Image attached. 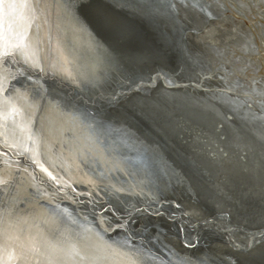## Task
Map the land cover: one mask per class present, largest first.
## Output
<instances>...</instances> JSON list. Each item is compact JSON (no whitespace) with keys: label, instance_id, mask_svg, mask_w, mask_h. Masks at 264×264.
Instances as JSON below:
<instances>
[{"label":"bare ground","instance_id":"bare-ground-1","mask_svg":"<svg viewBox=\"0 0 264 264\" xmlns=\"http://www.w3.org/2000/svg\"><path fill=\"white\" fill-rule=\"evenodd\" d=\"M181 1L186 3L184 8L171 3L172 0L167 4H170V10H173V7L178 9L180 23L175 29L183 32L184 56L192 62L193 67L197 66L195 69H192L191 65L187 67L185 63L180 65L177 56L169 54L168 49H162L154 41L155 37L146 27L154 30L155 26L151 27L152 23L147 14L141 11L140 1L132 0L136 4L134 6L120 0H79L70 1L67 5H63L59 0H38L31 28L33 45L25 49L26 57L24 51L22 54H16L14 59H8L0 67V74L6 80H19L11 81L13 88L17 83L29 86L22 90V97L17 105L29 117L24 129L28 128L27 131L33 133V136H39L41 146L39 152L33 151L34 146L28 139L29 134L21 135V130L14 128L12 124L6 126L7 139L21 142L19 146L23 150L29 149L25 151L38 157L39 161L42 160L44 168L50 167L51 172L62 174L71 182L84 185L86 189H102V193L98 192L106 201H112L108 196L111 191L137 192V196L138 193L139 196L147 194L156 199L157 195L149 181L147 169L135 172L128 156L109 136L99 135L100 139L96 138L95 134H92L94 130L79 114H72L69 110H63L58 103L44 99L47 97L45 93L50 95L51 91L56 90L48 87L50 91H41L40 80L35 75L23 72L24 69H29V62L32 61V66L36 69H43L41 72L44 74L46 70H50L59 82L78 86L82 94L90 96L101 90L100 86L113 68L111 63H108L109 50L100 44V49L97 48L95 34L81 28L74 17L80 15L86 18L103 42L112 48L113 55H119L129 64L128 69L134 75L142 74L143 76H139L142 81H150L144 83L145 86L139 91L123 90L124 95L120 97L121 106L136 109L149 117L167 134V142L197 165L198 174L193 175L183 168L180 161L161 149L164 156L171 157L180 174L189 180L194 189V197L187 198V194L174 188L165 198L176 201L189 223H205L201 224L199 229L202 234L200 241L205 239L208 246L186 248L181 239L182 227H178L180 238H177L171 231L170 220L159 216L142 215L136 219L138 221L133 218L124 219L123 224L129 221L128 226L131 229L139 228L142 234L146 235L148 230L151 231L150 227L159 223L166 229V243L174 251L189 259H200L205 264L213 263L210 261L212 256L230 264H264L263 233L259 234L261 237L258 239H253V245L248 248V252L242 253L232 248L235 245L247 248L252 243V235L247 236L239 229L243 232L264 229V80L258 77H243L244 70L248 69L244 68L243 73L238 72L234 76V81L227 82L226 75H230L231 71H241V67L236 64L234 66V63L220 57L232 53L231 48L228 51V46H238L240 43L254 46L253 32L247 27L246 34L242 20L231 18L229 13H224L220 4H215L216 1L188 0L192 6H197V9L190 6V10H187L190 5L188 1ZM202 4H212L211 7L214 8L205 9L204 14L200 15L198 10L202 9ZM111 6L121 9H116V12ZM238 9L245 15L248 6L246 4ZM21 17V12L15 14L13 28L16 30L20 27L18 23ZM136 20L143 22V27L139 24V27L136 26ZM206 28L210 29L203 32ZM6 30L8 35L12 34L10 29ZM258 32L264 36V27H258ZM201 33L202 37L199 36ZM242 34L244 36L240 37ZM206 35L210 37L207 38ZM168 46L171 51L172 45ZM205 47L211 52L205 53ZM214 50L220 54H214L215 60L210 58ZM249 56L250 54L246 56V53L241 52L240 56H236V62L238 65L245 61L251 62ZM213 62H218L221 66L218 68L212 64L209 68L212 70L209 71L208 67ZM179 66L184 68L180 71ZM155 67L158 70H155ZM155 72H160V75L156 77ZM5 73L8 75H4ZM185 81H195V86H188ZM33 86H37L38 92H41L35 94ZM14 91L15 88H10L7 93L4 92L6 101ZM15 99L17 100V97L12 98V101ZM36 100L39 101L38 106L34 103ZM68 107L72 109L70 102ZM104 138L109 142L108 149ZM32 173L29 162H19L16 157L11 160L0 158V181L4 180L0 185V207L1 203L3 206L8 204L11 208L20 207L24 209L23 214H26L23 221L12 218L0 223L7 253H11V247H19L24 250L23 257L29 255V243L37 241V237L26 230L31 228L26 226L28 222L24 219L30 218L48 240L49 247L45 251L48 250L47 254H50L46 259L50 262L46 264H117L124 259L119 252L108 248L114 242L112 240L119 241L118 234L105 239L90 223H84L81 217L68 214L57 202L53 206L37 204V198L43 197L47 192L54 194L44 182L41 173ZM35 177L43 182L37 184ZM116 195L124 197L118 193ZM84 209L82 207V210ZM105 214L107 215L104 213L98 216L101 224L108 226L114 223L115 219L110 220ZM215 217H220L217 221L225 227L238 230V233H230L229 230L225 233L229 242L223 233L215 230L209 222H205ZM122 227L126 228L124 225ZM183 234L185 236V232ZM190 234L193 241H197L195 232ZM122 244L128 246L129 241ZM197 244L199 245V242ZM136 247L146 248L141 244ZM57 255L61 258L54 261ZM33 259L32 255L30 260ZM149 264L155 263L150 261Z\"/></svg>","mask_w":264,"mask_h":264},{"label":"water","instance_id":"water-1","mask_svg":"<svg viewBox=\"0 0 264 264\" xmlns=\"http://www.w3.org/2000/svg\"><path fill=\"white\" fill-rule=\"evenodd\" d=\"M59 1L63 5H67L69 4L70 1L72 2L79 0H59ZM120 1H122L123 3L134 4V6L136 5L135 3L132 2V0H120ZM137 1L141 2V6L139 5V7L141 8V11L147 14L148 20L151 21L152 23L151 27H153V25L155 26L154 30L151 29L150 27H146L147 31H150V33L153 34V37H155L153 38L154 41H156V43L159 46H161L162 49H168L169 54L177 56V60L178 62H180L179 63L180 65H183L185 63L187 67H190L191 65L192 69L197 68V66L195 65L193 67V65L191 64L192 62L189 59L187 60V57L184 56L185 54L183 52V48L185 44H184L183 32L175 29L177 28L176 26H178V24L180 23L178 17L180 14L178 13V9H176L177 10L176 11L174 7L173 10L169 9L170 4L168 5L167 3H169L170 0H137ZM203 1L205 2V0ZM213 1L214 2L216 1L215 4L219 3L223 12L229 13L231 18H233L234 15L238 17H242L243 19L240 20H242L241 23L246 28V34H247L248 32L247 29L249 27L246 25L244 21L246 19L245 15H242L238 9L244 7V5H246L245 3L243 4V2H235L234 0H213ZM232 2L236 4V8L231 6ZM171 3H174L177 6L181 5L183 6V8L186 5V3L185 2L183 3L181 0H172ZM166 4L167 6H165ZM188 4L190 5L187 6V10H190L189 9L190 6L192 8L194 7L191 5L190 1H188ZM208 5L202 4V9L198 10L200 12L199 13L200 15L204 14L203 12L205 11V9H209L211 6H213L212 4L211 5L208 4ZM111 7L114 8L113 6ZM196 7L197 6H195L194 8ZM118 8L121 9L120 7ZM118 8H114L115 11ZM236 9H238V11ZM119 11L121 12V10ZM21 14L22 17L18 23V25L20 26L18 27V30L26 25L27 23L26 18L28 16L31 15L34 18V13L30 12V10H23L21 11ZM78 16L76 17L74 15V17L80 24L81 28H83L84 30L87 29V31L93 35L95 34L96 36L95 42L97 44V48L100 49L101 46L104 49L109 50L108 55L110 61H108V63H111L113 68L108 74L105 82L100 86L101 90H97L90 96H87L86 94H82L80 93L81 91L78 86L76 87L74 85L68 84L67 82L66 83L59 82V79L56 78L54 75H52L50 73V70H46L44 74L43 72H41V70L36 69L35 67L32 66L33 65L32 61L29 62V65L32 68L29 67V69H24L23 72H26V74H32V76L35 75L40 80L39 82L40 84H42L41 91L42 90H46L47 92L50 91L47 89L48 87L56 90V91H51L50 95H47L45 93V96H47L48 98L46 97L44 99L52 101L53 103L55 102L58 103L63 108V110H69L72 112V114L74 112L79 114L82 117V119L87 124H89L91 128L94 130L92 134H95L94 136L96 138L100 139L99 135L101 137H105L106 135L109 136V138H111V141H113L114 144L117 145L120 149H122L125 152V154L128 156L132 166L131 164L129 165L133 167V170L135 172L138 173L142 169L145 170L147 169L149 181L157 195L156 199H153L152 196H148L147 194L144 196H139L140 194L138 193L137 196V192L133 193V192H123V191L120 192L111 191V194H109L108 196L110 197V199H112V201H106V199L105 200L103 199V195H101L103 191L102 189L98 190L101 193L95 191L93 188L86 189L84 185H77L74 182H71L67 177H64V175L62 174L53 171L51 172L50 167L44 168L41 162L42 160L39 161L38 157L28 154L25 150H23L19 146V143L21 142H15L14 140H11L9 138L7 139V134H6V132H8L7 127L0 129V158L3 159L5 157L11 160V158L16 157L17 161L19 162H24V163L29 162L31 165V172H33L32 173L33 175L35 174L37 175V173H41V175H43V178L45 179L44 182L49 185V188L52 189L54 195H50L47 192V194L41 198L36 197L37 204L53 206L56 205L55 202H57L59 205H62V209L65 210L68 214L72 215L73 217L76 216L81 217L84 220V223H90L92 228L99 231L105 239H108L107 237L112 236L115 233L116 235L118 234L119 241L121 242L117 241V239L112 240L114 242L112 243V245H109L108 247L111 248V250L117 251L116 250L117 246H121V245L125 246L122 243H124L125 241H132L135 243L136 246L138 244L145 246L146 248H143L145 255L150 256L152 258L151 262L155 264L157 263L168 264L171 258V254L172 253L178 254L176 251H174L172 247H170L168 243H166L165 240L166 229H163V226L161 224L158 223L155 226L150 227L153 233L150 230H148L146 235H143L139 228L131 229L130 226H128L129 221L123 224L124 219L127 220L133 218V220L138 221L136 219H139V217H141L142 215H148L153 217L159 216L164 219L170 220V222L172 223L171 231L175 233L174 235L177 238H180L178 227L180 228L182 227L180 229L181 239L184 241L183 244L185 245L186 248L197 249L200 247L204 248L208 246V243H205V239H201L202 242L200 241L202 234L199 233V229L201 227V224L204 225L205 223L204 222L197 224L189 223V221H186L185 217L182 215L181 208L176 203V201L168 200L167 198H165V196L168 193H170V191H172L174 188H178L179 191H183L185 194H187V196H189L187 198L194 197V189L192 188V185L190 184L189 180H187L185 177H183L182 174H180V172L177 169L178 166L171 160V157L169 156L170 157L169 158L167 157V155L164 156V153L161 151V149L166 151L168 155H172V157L176 158L177 161H180L183 168L189 171L190 173H193V175L198 174L197 165L193 163L191 158L187 157L186 155H182L180 152H178L177 149H175L174 146L168 143L166 140L167 134L161 131L157 127V124H155L149 117H147L143 113H140L136 109H131L129 107L121 106L120 97L121 95H124L123 90H127V91L131 90V92L139 91V89H141L144 83L147 84L150 81H142L139 78L140 75L143 76L142 74L138 73V75H134L132 71L128 69L129 64H127L125 60L120 58L119 55H113L112 48L110 46H107V44L103 42V40L97 35L95 29H93L90 26L91 24L89 25L87 20H85L86 18H83L80 15ZM136 23H137L136 26H138L139 24L140 26L143 27L144 24L143 22L137 21ZM258 27H264L263 22L259 21L255 25V28ZM5 31L7 36L8 32L7 30ZM187 31L188 30H185V32ZM191 33H194L193 30ZM241 36H244V34L240 35V37ZM166 43L168 45L170 44L172 45L171 51L169 49V46L166 45ZM98 44H100V46ZM240 44L243 45L242 43ZM232 46H234L237 52H240V50L236 49L237 45H232ZM26 52L27 51L25 50V54H24L25 57H26ZM195 52L197 53V51ZM209 52L211 51L208 50L207 47H205V53L208 54ZM214 54H217L218 56L220 55L218 51L214 50V53L211 54L210 56V58L212 57L214 60L216 59ZM229 54L230 52L227 55ZM222 56L225 57L226 54ZM10 58L14 59L13 56H9L7 60ZM212 64L214 65V62L210 63L211 66L209 65L208 70L210 67L213 66ZM181 68L184 67L179 66L178 69H180L181 71ZM154 69L158 70L157 67H155ZM155 74H156L155 76L157 77V75H160V72H155ZM4 75H8V74L5 73ZM3 78H4V89L6 90V93L7 90L8 91L10 90V88L12 89L15 88L16 93L15 91L14 93H11L12 94L11 98L17 97V100L15 99L16 101L15 100L12 101L17 105V103H19L18 101H20V98L22 97V90L28 88L29 86H27V84L24 85L25 83L22 85V83L18 84L16 82L17 85L15 84L13 88L11 87L10 83L13 80L15 81L16 78L14 79L12 78L11 80L9 79L6 80L5 77ZM148 79H150V77H148ZM260 79L264 80V76L260 77ZM183 80L186 79H182V81ZM185 82L189 84L188 86L190 85L195 86L194 84L195 81H185ZM32 88L33 90L36 91V92L34 91L35 94L41 92V91L38 92L39 88H37V86L35 87L33 86ZM147 95L149 94L147 93ZM0 100H4L5 102H7L4 93H0ZM68 102L72 104V109L68 107ZM17 107L20 108L19 105H17ZM111 110L115 112L113 113ZM22 113H23V118L22 119L18 118L17 124L14 128L21 130L20 133L21 135H25V134H29V132L27 131L29 129L28 128L24 129V127H26L25 125L29 122L28 121L29 117L26 116V113L24 111H22ZM9 124H11V118H9ZM104 141L106 142L105 145H107V149H108L110 147L109 142L105 138ZM33 159H35L37 163H33ZM186 163L188 164L186 165ZM38 165H42L43 167ZM46 167L48 166L46 165ZM36 169H38L40 172H38ZM35 182L39 184L42 183L43 181H39V178L35 177ZM1 183L3 184L4 180H2V182L0 181V185H2ZM116 193L124 197L121 198L117 196ZM68 197H71V199H69ZM1 205L2 207H0V223L2 220L12 219V218L13 219L16 218V220L23 221L24 218L23 216L26 215L23 214L24 209H21L18 206H17L18 209H16V207H13L14 208L13 209L8 204H6V206L5 205L3 206V203H1ZM82 207L85 208L84 210H86V212L82 210ZM104 213H107V215L106 214L105 215L110 220L111 218H114L115 219L114 223H111L108 226L102 225L98 216L99 215L102 216ZM219 218L215 217L212 219H208L209 221L207 220L205 222L206 223L209 222L210 224L213 225L215 230L223 233V235L226 238V241L229 242L225 233L228 232V230L230 231V233L233 232L238 233V230H233L230 228H234V227H225L224 225L220 224V222L217 221ZM24 220L26 223L28 222L26 226L31 228L26 230H28V232L33 233L35 237H37L36 238L37 241H33V244L29 243L30 244L29 247L31 248L28 253L29 255L23 257L22 261L24 262V264H46L47 262H50V260H46L48 259V256H50V254L49 255L47 254L48 250L45 251L49 247L47 245L48 240L46 236L43 234L41 229H38L37 224H35L34 220L32 221V219L30 218ZM84 223L83 225L85 226ZM132 223H134V221ZM146 223L151 224L150 221L149 222L146 221ZM29 225H31V227ZM122 225H124L126 228H123ZM29 230H33V231H29ZM239 230L240 232L245 233L247 236L252 235L251 238L252 243L248 245L247 248H244L245 246L238 247L235 244H234L235 246H232V248L238 249V251L242 253L248 252V248H250L253 245V239H258L259 237H261L259 234L261 235L262 233L264 234V229L260 231L258 230V231H249V232H243V230L241 229ZM183 232H185V236ZM190 232H195L197 241H193ZM148 238H151V240H148ZM197 242H199V245L197 244ZM231 242L233 243L232 240ZM147 243L148 246H146ZM186 243H192V244L187 245ZM14 249H20V248L14 247ZM14 249L11 247L10 252L12 253ZM64 252L67 255V251L64 250ZM32 255L34 256L35 260L33 259L31 261L30 257H32ZM59 258H61V256L58 257L57 255V259H55L54 261H57ZM153 260L156 261L157 263L153 262ZM190 260L192 261V264H199L200 262V259L197 260L191 258ZM210 261H213V263H206V264H230L226 260H221L219 257L217 258L213 256L211 257ZM110 262L113 263L114 261L110 260Z\"/></svg>","mask_w":264,"mask_h":264},{"label":"snow or ice","instance_id":"snow-or-ice-1","mask_svg":"<svg viewBox=\"0 0 264 264\" xmlns=\"http://www.w3.org/2000/svg\"><path fill=\"white\" fill-rule=\"evenodd\" d=\"M38 7V0H0V67H2L9 56L22 54L25 49L33 45L31 28L34 23L33 16H28L27 23L19 30L13 28V21L15 14L23 10H30L34 13ZM6 29H10L12 34L6 36ZM43 70V69H41ZM4 78L0 74V93H4ZM34 103L38 106L39 101ZM16 126L17 120L23 118V113L12 98L9 97L8 101L0 100V129H3L9 124ZM29 141L34 146L33 151L39 152L41 146V139L39 136H33L29 132ZM28 151L29 149H25ZM33 163H37L33 159ZM43 167L42 165H38ZM116 250L124 257L123 260L117 264H149L151 261L150 256H146L142 248L136 247L135 243L129 241L128 246H117ZM150 251V250H149ZM25 255L24 250L14 249L12 253H7L4 244V233L0 228V264H24L22 257ZM7 257V258H6ZM168 264H192V261L180 254L172 253ZM199 264H204L200 261Z\"/></svg>","mask_w":264,"mask_h":264},{"label":"rangeland","instance_id":"rangeland-1","mask_svg":"<svg viewBox=\"0 0 264 264\" xmlns=\"http://www.w3.org/2000/svg\"><path fill=\"white\" fill-rule=\"evenodd\" d=\"M234 1L235 2H243V3L247 4L248 11L247 10L245 11V18L246 19L244 18L245 19L244 21H245L246 25L250 29H252L253 40L255 42H254V46H252V47H249L246 44H243L241 46L240 45L237 46L238 47L237 49H239L242 53H246V56H248L250 54V56L248 58L251 62L245 61L244 63L241 62V64L238 65V63L236 62V56H240L241 53L237 52L235 50L234 46H228L227 47V49L231 48V50H232L231 54L226 55V57H223L222 55L220 56L224 60L231 62V63H234V66L237 65V66L241 67V71L236 70V73L231 71L230 75L227 74L226 75V81L227 82L228 81H234L233 80L234 76L237 75L238 72L243 73L242 70H244V68H248L247 70H244L245 73L242 74V75H244V77H248V78L263 77L264 76V36L258 32V28H255V25L259 21L263 22V24H264V0H234ZM231 6L236 8V4L233 2H232ZM234 17H236L238 19H243L242 17H238L236 15H234ZM208 29H210V28H206V30L204 29L203 32H207ZM222 31H225V30H222ZM201 35H203V33H201L199 36L202 37ZM206 37L208 38L210 36L206 35ZM206 37H204V38H206ZM211 37H213V36L211 35ZM239 47H241V48H239ZM255 49H258V50L256 52H254ZM194 50L197 51V49H194ZM233 52H235V53L233 54ZM214 65H216L218 68L221 66L218 64V62H215ZM211 70L212 69H210L209 71H211ZM187 206H190V205L187 204Z\"/></svg>","mask_w":264,"mask_h":264}]
</instances>
